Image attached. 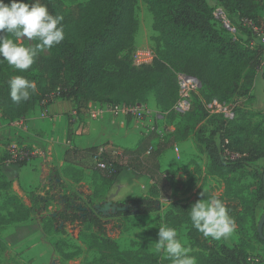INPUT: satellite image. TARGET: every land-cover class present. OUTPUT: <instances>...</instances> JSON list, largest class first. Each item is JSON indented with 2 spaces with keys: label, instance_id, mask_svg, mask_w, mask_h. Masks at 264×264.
Segmentation results:
<instances>
[{
  "label": "rangeland",
  "instance_id": "374dc122",
  "mask_svg": "<svg viewBox=\"0 0 264 264\" xmlns=\"http://www.w3.org/2000/svg\"><path fill=\"white\" fill-rule=\"evenodd\" d=\"M59 1L67 11H72L91 0ZM207 1L214 4L212 0ZM256 1L264 17V0ZM4 2L11 3L10 0ZM133 15L138 21L134 45L105 64L106 71L116 78L125 69L140 71L161 64L164 45L154 29L152 12L142 0H135ZM230 19L233 22L234 18ZM241 35L244 40L248 33ZM37 42L27 38L18 41L25 47L34 46ZM138 51L145 53L147 59L151 58L150 63L139 67L134 65ZM49 59L46 50L39 54L36 63L26 72H20L6 62L0 63V71L9 77L22 75L36 82L43 81L46 75L54 81L53 73L48 71ZM255 83L256 88L252 89V96L248 98L211 96L203 90L195 97L192 111L186 115L176 114L172 106H160L155 90L149 91L143 102H135L159 113L157 123L164 131L163 138L150 135L154 147L158 143L165 146L158 158L161 182L157 191L151 190L154 182L148 176L128 168L114 182L104 180L94 172L92 152L85 150L80 153V166H70L65 170V175L72 180L69 184L60 183L58 186L53 179L45 187L26 191V197H21L13 194L11 174L6 170V156L0 152V264H102L108 256H116L127 264H172L162 250L155 248L162 225L177 230L182 244L192 249L189 255L196 258V264H206L210 250L219 245L240 246L245 250L250 264H264V245L257 238L258 224L264 214L260 170L248 165L226 166L218 157L211 159L205 149L206 141L222 123L219 117L207 112L204 101L218 97L234 102L239 114L249 113L246 120L251 125H261L260 136L256 135L253 140L258 145L256 149L264 152V81L261 73ZM102 100L111 101L107 104L111 107L118 106L114 105V101H118L117 96L108 95ZM1 120L0 127L8 126V119L3 117L0 107ZM145 137L142 133V139ZM0 141L24 143L16 137L0 136ZM24 144L29 150L32 149V145ZM115 149L121 155L112 156V159L126 164L127 157L123 155L125 149ZM237 152H231L233 155L224 152L221 157L227 158V162L235 161L240 157ZM260 168H264V162ZM56 174L62 179L59 171ZM212 197L221 199L235 220L236 228L227 239L205 238L191 225L188 212L191 206L200 199ZM144 198L153 199L156 210L138 214L133 200ZM29 199L34 202L33 212L24 204H29ZM79 205L90 211L100 209L103 213L100 221L106 234L89 222L71 223L60 218L63 214H71L72 207ZM122 207H128L130 212L116 214V210ZM78 215L81 213L78 212ZM61 228H64V232H59Z\"/></svg>",
  "mask_w": 264,
  "mask_h": 264
},
{
  "label": "trees",
  "instance_id": "16d2710c",
  "mask_svg": "<svg viewBox=\"0 0 264 264\" xmlns=\"http://www.w3.org/2000/svg\"><path fill=\"white\" fill-rule=\"evenodd\" d=\"M134 1L91 0L85 6L67 11L59 0H40L51 14L64 18L62 24L65 39L48 50V71L53 73L54 81L46 75L42 80L47 83L35 81L37 91L30 100L16 104L10 97L8 81L11 77L0 71V107L3 117L11 122L24 120L37 104L45 109L56 99L74 101L77 114L84 113L89 103H112L102 100L108 95L118 97L114 105H134L135 102H143L151 90L156 91L160 106L173 107L178 100V72L197 77L203 85L202 92L205 90L211 96L248 98L252 96L259 73L264 81V43L253 36L252 31L244 27L242 22L245 19L252 20L264 29V17L256 0H212L213 5L207 0H142L154 16V29L164 45L161 64L140 71L125 69L118 78L111 75L106 71L105 64L134 45V35L138 28V21L133 15ZM22 2L27 3L28 0ZM217 6L222 7L230 18H234L232 20L239 30L236 40L215 20L213 12ZM244 32L248 36L242 40L241 34ZM51 95H54L52 99ZM212 99L232 102L227 98L210 97L204 101V107L205 102ZM235 110L237 117L233 121L215 115L221 119L222 125L206 141L205 149L211 159L218 157L226 166L248 165L260 170V192L264 200V168H260L264 162V152L256 149L258 145L253 140L256 135L260 136L261 125H251L246 120L249 113L239 114L238 106H235ZM151 141L152 137L147 136L135 150H123V155L127 157L126 164L105 156L108 168L96 169L94 165V172L112 183L128 168L148 176L154 182L151 190L157 191L161 182L158 158L163 154L165 146L158 143L154 147ZM225 150L232 153L238 151L239 159L227 162V158L221 157ZM86 151L93 155L98 149L93 147ZM25 163L17 164L22 166ZM32 203L29 208L31 212L35 210ZM154 204L151 198L133 200L138 214L155 211ZM129 212L116 210L118 215ZM102 214L100 209L90 211L79 205L72 207L71 214H63L60 218L71 223L89 222L106 234L100 221ZM60 231L64 232V228ZM257 238L264 245V238L260 237L258 230ZM102 264L127 263L116 256H108ZM206 264L250 263L245 250L240 246L219 245L210 250Z\"/></svg>",
  "mask_w": 264,
  "mask_h": 264
},
{
  "label": "crops",
  "instance_id": "0c3cea01",
  "mask_svg": "<svg viewBox=\"0 0 264 264\" xmlns=\"http://www.w3.org/2000/svg\"><path fill=\"white\" fill-rule=\"evenodd\" d=\"M122 107L118 105L114 113L107 104L89 103L84 113L77 114L74 101L56 99L45 109L37 104L20 121L22 123L7 121L8 126L0 127L1 137H16L44 151L42 156L22 166L6 163L13 194L26 197V191L43 188L53 179L58 186L60 183L69 184L72 180L65 175V170L70 166H80V153L87 149L115 147L135 150L142 140V124L140 120L126 116L121 111ZM57 171L62 179H59ZM28 203L24 202L27 208H31V199Z\"/></svg>",
  "mask_w": 264,
  "mask_h": 264
},
{
  "label": "clouds",
  "instance_id": "9594fccd",
  "mask_svg": "<svg viewBox=\"0 0 264 264\" xmlns=\"http://www.w3.org/2000/svg\"><path fill=\"white\" fill-rule=\"evenodd\" d=\"M63 19L51 14L40 0H11L10 4L0 0V63L6 62L20 72L28 71L40 53L65 39ZM22 38L38 42L25 47L18 43ZM8 84L11 100L16 104L30 100L37 91L36 82L22 75L11 77ZM188 212L192 227L205 238L227 239L236 228L225 203L216 197L198 200ZM155 248L162 250L172 264H196V258L189 255L192 249L182 244L175 228L162 225Z\"/></svg>",
  "mask_w": 264,
  "mask_h": 264
},
{
  "label": "built area",
  "instance_id": "2783aa9c",
  "mask_svg": "<svg viewBox=\"0 0 264 264\" xmlns=\"http://www.w3.org/2000/svg\"><path fill=\"white\" fill-rule=\"evenodd\" d=\"M215 20L218 22L223 29H225L229 35L236 40L238 37V28L231 21L228 13L222 7H215L213 12ZM243 26L252 31V35L260 38L264 43V29L257 26L252 20H243ZM254 44V41L251 42ZM150 59V60H149ZM151 58L147 59L145 53L138 51L136 53V58L134 65L143 66L150 63ZM177 79V91H178V100L173 106V110L178 115H186L191 112L195 97L202 91L203 85L201 81L192 75L178 72L176 73ZM54 95H51V99ZM47 103V100L45 101ZM112 112L116 113L117 106H109ZM205 108L207 112L211 115H220L227 121H233L236 119L237 114L235 110V105L229 101H220L218 99H212L208 102H205ZM121 111L126 116H132L141 121L142 124V133L145 136H150L156 134L158 137H164V131L158 125L159 113L154 112L151 108L147 107L144 104H134L131 106H123ZM74 112L73 114H75ZM21 120H18L20 122ZM22 123V122H20ZM0 152H3L6 156V163H21L29 162L38 156H42L44 151L39 147H28L24 143L20 142H0ZM227 154H232L231 151L225 150ZM121 155L118 149L112 148L107 149L101 147L93 154V159L96 169H106L108 164L105 161V156L112 159V156ZM233 155V154H232Z\"/></svg>",
  "mask_w": 264,
  "mask_h": 264
},
{
  "label": "water",
  "instance_id": "95a60500",
  "mask_svg": "<svg viewBox=\"0 0 264 264\" xmlns=\"http://www.w3.org/2000/svg\"><path fill=\"white\" fill-rule=\"evenodd\" d=\"M263 183H264V178H263ZM106 208H109V206H107ZM117 210H119V211H128V207L118 208ZM257 230H258V233H259L260 237L264 238V214H263V216L260 219V222L258 224V229Z\"/></svg>",
  "mask_w": 264,
  "mask_h": 264
}]
</instances>
